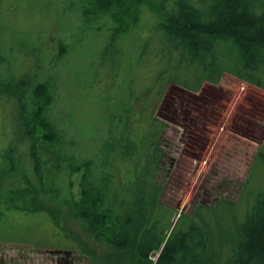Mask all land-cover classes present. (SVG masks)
<instances>
[{
  "label": "trees",
  "instance_id": "obj_1",
  "mask_svg": "<svg viewBox=\"0 0 264 264\" xmlns=\"http://www.w3.org/2000/svg\"><path fill=\"white\" fill-rule=\"evenodd\" d=\"M143 1L132 0L134 10L114 15L99 59L111 73L125 59L121 39L139 19ZM164 1L136 56L135 68L149 73L139 78L138 88V75L131 78L126 100L107 112L96 161L75 163L56 149L59 136L42 116L50 99L47 85L34 86L27 72L0 79L12 86L9 101L17 109L20 136L13 150L28 142L30 171L21 176L33 195L29 203L42 196L64 205L91 239L60 226L69 242L65 248L92 263L264 264V140L236 200L197 205L174 220L175 211L160 202L161 187L151 180L163 132L153 114L168 85L198 92L204 83L230 75L264 91V0H172L170 8ZM11 170L0 171V184ZM73 171H81L76 196L70 188L62 191L64 177Z\"/></svg>",
  "mask_w": 264,
  "mask_h": 264
},
{
  "label": "rangeland",
  "instance_id": "obj_2",
  "mask_svg": "<svg viewBox=\"0 0 264 264\" xmlns=\"http://www.w3.org/2000/svg\"><path fill=\"white\" fill-rule=\"evenodd\" d=\"M162 1H143L139 19L121 39L125 59L111 73L100 67V50L114 15L134 10L132 0H0V79L27 72L34 86L47 85L50 99L42 116L59 136L56 149L75 163L96 161L107 112L126 100L131 78L138 75V88L139 78L149 73L135 68L136 56L161 17ZM164 4L170 8L172 0ZM12 92L11 85L0 83V171L12 168L0 184V264H96L65 248L69 242L60 226L90 238L64 205L42 196L29 203L33 195L21 176L30 171L28 142L13 150L20 133ZM153 118L163 132L151 180L161 187L160 202L175 211L174 220L192 214L197 205L237 199L264 140V91L230 75L217 84L204 83L198 92L168 85ZM57 161L52 157V166ZM80 174L64 177L62 191L70 188L76 196ZM27 178L33 182L31 174Z\"/></svg>",
  "mask_w": 264,
  "mask_h": 264
}]
</instances>
